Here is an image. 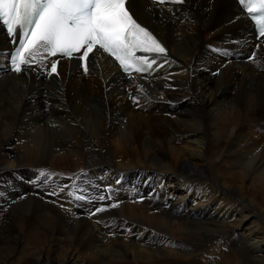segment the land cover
Listing matches in <instances>:
<instances>
[{
	"label": "bare ground",
	"instance_id": "6f19581e",
	"mask_svg": "<svg viewBox=\"0 0 264 264\" xmlns=\"http://www.w3.org/2000/svg\"><path fill=\"white\" fill-rule=\"evenodd\" d=\"M130 6L170 48L150 73L0 74V264H264V37L236 0Z\"/></svg>",
	"mask_w": 264,
	"mask_h": 264
},
{
	"label": "snow or ice",
	"instance_id": "6c2138e0",
	"mask_svg": "<svg viewBox=\"0 0 264 264\" xmlns=\"http://www.w3.org/2000/svg\"><path fill=\"white\" fill-rule=\"evenodd\" d=\"M130 0H0V30L18 47L10 53L11 70L20 73L33 62L63 55L84 61L97 48L110 54L125 72L146 71L154 60L151 54H166L163 44L142 26L129 11ZM165 4L169 0H157ZM183 3L184 0H171ZM264 37V0H238ZM138 52L149 55H137ZM250 59H255L253 54ZM58 61L51 64L57 72ZM83 199V197H78ZM103 200L105 197L101 196ZM117 205H112L116 207ZM97 208L96 212L104 211Z\"/></svg>",
	"mask_w": 264,
	"mask_h": 264
},
{
	"label": "rangeland",
	"instance_id": "374dc122",
	"mask_svg": "<svg viewBox=\"0 0 264 264\" xmlns=\"http://www.w3.org/2000/svg\"><path fill=\"white\" fill-rule=\"evenodd\" d=\"M250 55H253V54L250 53ZM254 55H257V54H254ZM244 59H246V57H245ZM263 60H264V59H263ZM260 72H262V71H260ZM89 89H90L91 92L93 91L92 88H89ZM132 107L135 108V111H139V110H140L141 112H145V111H146L145 109H139V106H138V107H136V106H135V107L132 106ZM136 108H137V109H136ZM148 109H149V108H148ZM142 110H144V111H142ZM149 110H151V109H149ZM151 111H153V110H151ZM154 111H156V112H160V109L157 108V110H154ZM259 133H261V132H259ZM98 167H99V166H98ZM98 169H100V168H98ZM101 169H102V168H101ZM135 187H136V186H135ZM257 191H258V190H257ZM39 193H40V192H39ZM259 193H260V192L258 191V192H257V197H258V198L260 197V196H259V195H260ZM157 197H159V194L157 195ZM262 200H263V199H262ZM0 210H1V206H0ZM128 261H129L130 264H131V261H132V260H129V259H128Z\"/></svg>",
	"mask_w": 264,
	"mask_h": 264
}]
</instances>
